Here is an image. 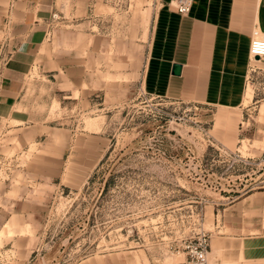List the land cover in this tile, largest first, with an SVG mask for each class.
<instances>
[{
    "label": "rangeland",
    "instance_id": "rangeland-1",
    "mask_svg": "<svg viewBox=\"0 0 264 264\" xmlns=\"http://www.w3.org/2000/svg\"><path fill=\"white\" fill-rule=\"evenodd\" d=\"M156 5L157 0H58L59 15L52 17L46 37L51 41L60 34L67 43L64 47L70 48L66 56H72L73 44L80 49L86 69L82 89L60 90L53 78L46 79L32 66L26 74L24 95L31 97L28 106L34 112L33 122L57 127L56 134L65 135L64 156L74 155L66 176H74L77 170L81 176L76 180L66 176L35 179L32 172L44 167L37 162L38 155L49 153L45 136H28V122L15 123L0 116V264H175L183 259L181 251L139 240L141 235L154 233L144 226L146 221L159 223V232L165 233L169 221L176 227L179 224V230L182 223L191 226L195 223L194 204L204 198L211 200L217 194L215 180L226 182L228 177L178 175L172 195H158L152 189L144 193L139 180H129L137 192L124 195L126 209L106 176L118 156L160 154L165 149L166 154L182 157L195 155L193 148L199 146L198 152L205 148L202 152L206 153L196 164L198 173L205 168L214 171V160L220 156L215 148L203 147L208 141L195 126L208 117L203 107L152 98L139 87ZM6 28L0 26V39ZM252 63L246 84L251 87L250 103L254 105L264 100V60ZM173 128L178 132L174 139L193 141L196 146L191 151L176 146L167 137ZM246 133L252 139L246 138L239 152L255 154V147H264V130ZM89 155L98 160L92 164L74 161L89 159ZM177 164L182 165L179 159ZM236 172L231 166L225 169L226 174ZM116 187L120 191L119 181ZM20 196L31 201L14 205L11 199ZM209 206L205 207L203 227L211 237L207 262L213 264L222 251L234 253L235 248L228 244L224 250L213 251L212 239L222 235V229H211ZM123 255L129 262L124 263Z\"/></svg>",
    "mask_w": 264,
    "mask_h": 264
},
{
    "label": "crops",
    "instance_id": "crops-1",
    "mask_svg": "<svg viewBox=\"0 0 264 264\" xmlns=\"http://www.w3.org/2000/svg\"><path fill=\"white\" fill-rule=\"evenodd\" d=\"M172 2L157 0L139 87L150 97L200 105L208 112L214 140L239 152L246 138L252 139L246 132L264 130V100L251 105L252 95L245 102L246 76L253 65L247 53L249 33L253 27L264 30V0H190L183 14L174 10ZM59 11L58 0H0V26L4 28L2 20L6 19L11 30L10 54L0 68V116L15 123L28 122V136H45L49 153L38 155L37 160L44 167L32 172L38 180L65 177L74 155L64 156L66 139L56 134L57 127L32 121L31 97L24 95L26 74L35 66L46 79L53 78L58 89L68 90L82 89L81 77L86 73L77 45L73 44L72 56H66L70 48L64 47L67 43L60 34L47 40L51 15ZM173 62L180 64L177 74L171 72ZM263 149L255 147L251 156ZM89 156L74 161L92 164L98 160ZM80 176L77 170L66 177L76 180ZM212 196L204 203V220L205 207L210 205L211 229H222V235L212 239L213 251L224 250L228 244L235 248L234 253L222 251L213 264H264V187L229 201L219 194ZM20 197L11 199L14 205L31 201ZM210 241L211 237L207 255L212 251ZM121 258L129 262L126 255Z\"/></svg>",
    "mask_w": 264,
    "mask_h": 264
},
{
    "label": "built area",
    "instance_id": "built-area-1",
    "mask_svg": "<svg viewBox=\"0 0 264 264\" xmlns=\"http://www.w3.org/2000/svg\"><path fill=\"white\" fill-rule=\"evenodd\" d=\"M172 5L176 12L183 14L188 11L190 0H173ZM53 16H55L54 13L51 17ZM8 22L9 21L5 20L7 31L0 39V68L10 54V50L7 49L9 46V39L11 38V30ZM247 53L249 60H264V30H260L256 27L251 28ZM204 123H195V126L199 127L202 136L208 141L203 147H213L217 155H220L217 156L215 160L213 159L215 164L214 171L209 169L208 172V169L205 168L204 174L203 172L198 173L195 170L196 164H199L200 161L204 159L202 158L204 157L203 153H206L202 152L205 148H203L204 150L202 151L199 149L198 152L199 146H197L196 149L193 148V151L197 152L195 155L191 154L182 157L166 154L165 149H162L160 154L139 155L126 158L118 156L114 158V161L110 164L106 176L110 178L117 192L121 194V207L124 208L127 204L124 202V195L137 192L134 183H128L129 180L135 179L139 180L138 185H141L140 187L142 188V192L145 191L144 193L148 194L149 189H152V192L158 195H172L175 190L173 185L176 184L175 179L178 175L186 178L206 176L213 179H225L228 177L226 182L216 180L214 182V186L217 187L216 193L222 196L224 200L228 201L247 191L264 187V149L257 156L248 154L242 155L237 150L228 149L214 140L210 133L211 120L208 117ZM177 134L178 132L173 128V132L166 136L180 148L184 147V149L191 151V147L196 146L193 141L174 139L173 136H177ZM221 153L226 154L225 156H229V158L223 157ZM178 159L182 164L181 167L177 164ZM115 162H119V165H115ZM230 166L237 170L235 174L225 173V169ZM118 181L120 191L116 187ZM164 182L168 183L167 187H165L166 185ZM207 199L208 198H204L202 199L203 202L200 200L196 205L194 204L193 216L195 223L191 226L182 223V229L179 230V224L176 227L175 222L169 221L168 233L164 231H160V233L158 230L160 224L156 222L147 224L150 221L147 220L144 226L149 230L152 228L154 233L153 235H141L139 240L141 242H151L153 244H164L167 248L181 251L183 253V259L175 262V264H208L207 251L209 234L203 227L204 203ZM125 208L127 209L128 207ZM190 209L192 208H189V210ZM122 237L126 240L127 234ZM123 239L121 240L123 241Z\"/></svg>",
    "mask_w": 264,
    "mask_h": 264
},
{
    "label": "water",
    "instance_id": "water-1",
    "mask_svg": "<svg viewBox=\"0 0 264 264\" xmlns=\"http://www.w3.org/2000/svg\"><path fill=\"white\" fill-rule=\"evenodd\" d=\"M180 64L177 62H173L171 65V72L177 74L179 71Z\"/></svg>",
    "mask_w": 264,
    "mask_h": 264
},
{
    "label": "bare ground",
    "instance_id": "bare-ground-1",
    "mask_svg": "<svg viewBox=\"0 0 264 264\" xmlns=\"http://www.w3.org/2000/svg\"><path fill=\"white\" fill-rule=\"evenodd\" d=\"M257 59H254V60H251V61H256ZM252 96V90H251V87L249 86L248 89H247V96H246V99H245V102H247Z\"/></svg>",
    "mask_w": 264,
    "mask_h": 264
}]
</instances>
